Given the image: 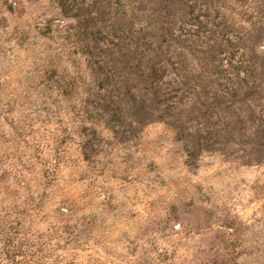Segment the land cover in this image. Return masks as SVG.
Returning a JSON list of instances; mask_svg holds the SVG:
<instances>
[{
    "label": "rangeland",
    "instance_id": "1",
    "mask_svg": "<svg viewBox=\"0 0 264 264\" xmlns=\"http://www.w3.org/2000/svg\"><path fill=\"white\" fill-rule=\"evenodd\" d=\"M0 264H264V0H0Z\"/></svg>",
    "mask_w": 264,
    "mask_h": 264
}]
</instances>
